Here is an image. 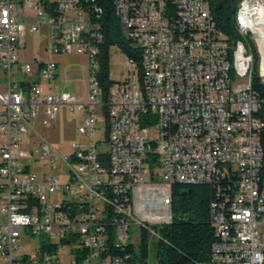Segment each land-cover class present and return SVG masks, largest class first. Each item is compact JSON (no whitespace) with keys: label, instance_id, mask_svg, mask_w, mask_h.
Returning a JSON list of instances; mask_svg holds the SVG:
<instances>
[{"label":"built area","instance_id":"obj_1","mask_svg":"<svg viewBox=\"0 0 264 264\" xmlns=\"http://www.w3.org/2000/svg\"><path fill=\"white\" fill-rule=\"evenodd\" d=\"M91 1L94 10L85 11L79 0H0V264H126L104 253L109 227L118 244L129 241L135 218L155 234L172 219L169 189L177 181L217 184L216 239L209 260L197 264H264V22L251 24L258 87L247 82L254 66L238 28L264 0L239 1L235 39L216 27L211 0H114L142 59L140 71L125 61L130 74L105 96L94 61L104 10ZM26 32L49 35L54 53L89 57L85 101L57 90L58 62L36 60L33 69L20 60ZM241 85L253 93L238 95ZM62 107L80 111L82 136L65 154L37 128L52 126ZM221 180L230 181L226 189ZM22 236L38 238L34 253L24 251Z\"/></svg>","mask_w":264,"mask_h":264},{"label":"trees","instance_id":"obj_2","mask_svg":"<svg viewBox=\"0 0 264 264\" xmlns=\"http://www.w3.org/2000/svg\"><path fill=\"white\" fill-rule=\"evenodd\" d=\"M240 0H211L209 4L210 12L216 23V27L223 31L228 39L238 38L239 34L235 25V13ZM89 1L84 6L92 5ZM103 6L101 14L100 30L103 33L100 52L97 55V77L100 89L105 96L111 85L118 81L110 77V48L118 46L122 52L130 59L140 71L141 49L126 35L123 27L118 21L114 12V0H100ZM178 9V8H176ZM248 44L252 50L254 58V71L252 82L258 87V67L261 58L258 52L257 41L247 35ZM262 93V88H258ZM152 158L151 167L155 165L156 157ZM229 180H221L220 188L226 189ZM217 184L202 183L190 184L184 182H174L171 186V214L169 223L154 227L155 234H151L149 229L139 226V241L135 244L132 241L118 244L114 240V230L109 227L107 236L108 248L104 253H108L112 258H118L126 264H148L150 251V237L157 236L155 242V264H197L208 261L210 258L211 245L215 241V232L211 223V206L217 200ZM124 194V193H123ZM119 200L123 199L122 193L118 194ZM115 196V195H113ZM127 200L131 201L130 192L127 193ZM122 202V201H121ZM110 220L114 210L109 207ZM45 249H50L48 244Z\"/></svg>","mask_w":264,"mask_h":264},{"label":"rangeland","instance_id":"obj_3","mask_svg":"<svg viewBox=\"0 0 264 264\" xmlns=\"http://www.w3.org/2000/svg\"><path fill=\"white\" fill-rule=\"evenodd\" d=\"M35 1V0H32ZM23 8V15H26L28 19L34 18V12L27 8L25 5ZM25 46L20 51V57L23 61H28L33 64V69L36 66L37 61H56L57 78L56 85L57 90L66 89L73 94L79 101H85L87 91V78L90 70V59L83 53H54L51 49L50 36H38V33H27L24 36ZM36 55V59H35ZM128 60V57L122 52V50L114 45L110 48V77L115 81H121L128 77L130 74V67L124 64ZM95 65L97 64V58H94ZM261 66V62H260ZM264 70V65H263ZM257 67H255V73ZM19 79V78H18ZM41 84H44L42 82ZM45 85V84H44ZM80 111L70 112L65 107H62L58 113L56 121L53 125L38 126L39 132L44 139L55 146L60 152L65 154L69 150L70 144L73 141L82 139V136L78 134L77 127L79 123ZM99 130L101 135H104L105 121L99 120ZM40 127V128H39ZM154 131L149 129L148 137H154ZM137 222V218H135ZM133 222L129 226V241L135 244L139 241V227ZM157 236L150 237L149 245V262L148 264H155V242ZM21 245L26 253H34L38 247V238L32 240L26 236L21 237ZM70 246H61L59 250V257L62 260H66L69 255Z\"/></svg>","mask_w":264,"mask_h":264},{"label":"bare ground","instance_id":"obj_4","mask_svg":"<svg viewBox=\"0 0 264 264\" xmlns=\"http://www.w3.org/2000/svg\"><path fill=\"white\" fill-rule=\"evenodd\" d=\"M79 1H81L82 6H84L85 3H88L91 0H79ZM116 1L125 2V0H116ZM91 2H93L92 5H88V7H85V11L94 10V1H91ZM176 8L184 9V2H176ZM254 22H264V4L260 8L247 11V13L244 14V16L238 20L239 33H241L242 37H244V40L248 39L247 37L248 34H250L251 36V24H254ZM123 29L126 35L130 36V29L129 28H123ZM261 35L264 36V31H262ZM248 52L249 54H252V66H254L253 53H252V50L249 44H248ZM253 71H254V67H251V69H248L247 82H252ZM250 93H253V85H241L240 87H238V95H247ZM169 198H171L170 189H169Z\"/></svg>","mask_w":264,"mask_h":264},{"label":"crops","instance_id":"obj_5","mask_svg":"<svg viewBox=\"0 0 264 264\" xmlns=\"http://www.w3.org/2000/svg\"><path fill=\"white\" fill-rule=\"evenodd\" d=\"M27 33H29V32H26L25 33V36L27 35ZM38 36H41L40 34H38ZM45 36H47V34L45 35ZM21 51V50H20ZM19 57H20V52H19ZM35 59H36V55H35ZM20 60H22V58L20 57ZM23 61V60H22ZM26 62H28V61H26ZM39 136H43V135H41V131H40V134H39Z\"/></svg>","mask_w":264,"mask_h":264}]
</instances>
